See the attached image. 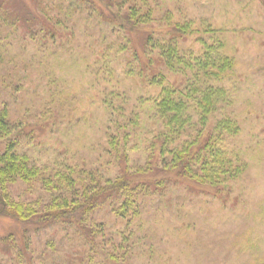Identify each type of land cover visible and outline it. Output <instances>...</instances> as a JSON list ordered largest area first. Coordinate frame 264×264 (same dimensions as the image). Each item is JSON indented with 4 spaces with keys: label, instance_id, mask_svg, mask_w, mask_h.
<instances>
[{
    "label": "rangeland",
    "instance_id": "rangeland-1",
    "mask_svg": "<svg viewBox=\"0 0 264 264\" xmlns=\"http://www.w3.org/2000/svg\"><path fill=\"white\" fill-rule=\"evenodd\" d=\"M22 1L36 10L32 0ZM78 1L42 3L52 14L61 4L77 19ZM150 2L160 10H171L180 20L212 24L235 57L229 85L233 115L241 129L230 146L247 165L243 176L221 195L172 182L145 198L143 211L135 217L120 218L108 205L102 206L93 218L104 224L106 239L113 243L104 249L116 258L99 251L92 257L80 255L85 251L84 239L70 224L36 230L0 213V264H264V0ZM77 27L74 35L67 32L46 45L41 34L32 38L27 27L19 26L9 35L0 32L6 47L0 50V108L8 107L18 125L13 134L17 149L38 164L66 162L98 169L104 180L115 178L125 166L135 173L145 164L149 139L139 141L128 164L119 165L108 156L104 149L109 115L103 98L115 91L133 104L158 90L127 78L121 69L123 60L115 53L111 75L107 65L97 60L93 30H86L82 21ZM113 39L108 37L106 43ZM197 43L190 38L184 45ZM142 129L145 132L146 125ZM8 190L16 202L49 199L39 181L18 180ZM4 238L6 242L1 241Z\"/></svg>",
    "mask_w": 264,
    "mask_h": 264
},
{
    "label": "trees",
    "instance_id": "trees-1",
    "mask_svg": "<svg viewBox=\"0 0 264 264\" xmlns=\"http://www.w3.org/2000/svg\"><path fill=\"white\" fill-rule=\"evenodd\" d=\"M32 1L36 10L22 0H0V32L9 35L19 26L27 27L32 38L41 34L46 45L67 32L74 35L82 21L86 30H93L97 60L107 65L111 75L115 53L123 60L121 69L127 78L158 91L133 104L115 91L103 98L109 115L104 149L108 156L119 165L128 164L139 141L149 139L143 167L130 173L125 166L118 176L105 180L98 169L34 162L17 149L13 134L18 125L8 107H1L0 140L5 147L0 151V213L36 230L70 224L84 239L85 251L80 255L102 252L116 258L104 249L113 244L106 239L104 224L93 218L102 206L108 205L120 218L138 216L146 205L144 199L172 182L215 195L230 192L247 165L230 146L241 129L233 115L229 85L237 62L219 29L206 21L175 18L171 10H160L150 0H79L77 19L61 4L52 14L43 0ZM108 37L113 41L106 43ZM190 38L199 45L185 46ZM5 49L0 38V50ZM142 125H146L143 133ZM18 180L39 181L48 201H13L8 189Z\"/></svg>",
    "mask_w": 264,
    "mask_h": 264
}]
</instances>
